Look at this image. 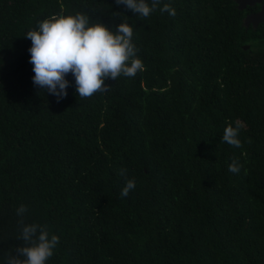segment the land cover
Returning a JSON list of instances; mask_svg holds the SVG:
<instances>
[{"label": "trees", "instance_id": "16d2710c", "mask_svg": "<svg viewBox=\"0 0 264 264\" xmlns=\"http://www.w3.org/2000/svg\"><path fill=\"white\" fill-rule=\"evenodd\" d=\"M164 4L174 17L0 0V264L23 245L21 204L25 224L59 237L46 264H264V28L244 27L233 0ZM77 13L129 24L144 70L90 98L68 74L57 103L33 85L25 34ZM237 122L240 148L222 141Z\"/></svg>", "mask_w": 264, "mask_h": 264}, {"label": "clouds", "instance_id": "9594fccd", "mask_svg": "<svg viewBox=\"0 0 264 264\" xmlns=\"http://www.w3.org/2000/svg\"><path fill=\"white\" fill-rule=\"evenodd\" d=\"M117 6L124 5L133 14L147 18L159 8L161 13L176 15L175 8L168 4L159 7L161 0H115ZM133 28L120 23L115 31L109 30L99 22L90 23L89 17L82 13L75 15H53L38 23L36 30H30L25 38L31 40L29 63L33 66L34 86L55 96L57 103L67 96L70 86L65 79L71 74L75 79V91L80 98H90L97 92H105L110 87L106 79L117 80L123 76L134 78L144 70L138 58V49L132 42ZM241 124L231 123L223 130L222 141L235 148L242 147L239 137ZM251 143V141H248ZM241 165L235 159L228 171L237 174ZM121 175L125 174L122 170ZM135 188L134 180H126L120 195L127 197ZM28 211L21 204L16 215L21 217L19 240L22 246L15 248V254L5 257V264H46L59 244V237L50 234L47 225L25 224L23 217Z\"/></svg>", "mask_w": 264, "mask_h": 264}, {"label": "water", "instance_id": "95a60500", "mask_svg": "<svg viewBox=\"0 0 264 264\" xmlns=\"http://www.w3.org/2000/svg\"><path fill=\"white\" fill-rule=\"evenodd\" d=\"M237 3L235 6L237 9L241 10L245 7V5L253 4L255 2H260V0H235ZM248 22H252L253 24L257 22H262L264 24V2L261 4L260 9L252 14L245 15L243 18V25L248 24ZM247 45H243L242 48H246Z\"/></svg>", "mask_w": 264, "mask_h": 264}, {"label": "flooded vegetation", "instance_id": "af4514ba", "mask_svg": "<svg viewBox=\"0 0 264 264\" xmlns=\"http://www.w3.org/2000/svg\"><path fill=\"white\" fill-rule=\"evenodd\" d=\"M233 1H234L235 5H236L237 3L235 2V0H233ZM263 2H264V0H260V2H255L253 4L245 5V7L243 9H241V10L245 11L244 15L241 17V23L243 22V18H244L245 15H249V14L257 12L260 9L261 4ZM243 26L244 27L250 26L251 28H256V27L263 26V28H264V24L262 22H257L255 24H253L252 22H248V24L243 25Z\"/></svg>", "mask_w": 264, "mask_h": 264}]
</instances>
